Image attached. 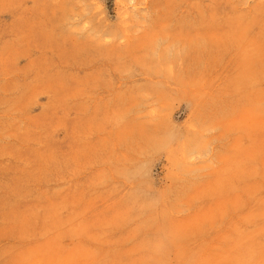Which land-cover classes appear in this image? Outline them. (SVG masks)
I'll list each match as a JSON object with an SVG mask.
<instances>
[{
    "label": "rangeland",
    "instance_id": "obj_1",
    "mask_svg": "<svg viewBox=\"0 0 264 264\" xmlns=\"http://www.w3.org/2000/svg\"><path fill=\"white\" fill-rule=\"evenodd\" d=\"M0 264H264V0H0Z\"/></svg>",
    "mask_w": 264,
    "mask_h": 264
}]
</instances>
